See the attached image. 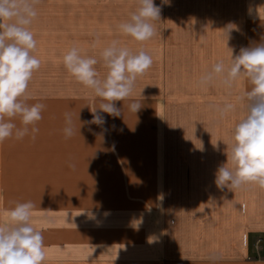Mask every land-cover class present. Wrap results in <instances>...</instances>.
<instances>
[{"label": "rangeland", "instance_id": "374dc122", "mask_svg": "<svg viewBox=\"0 0 264 264\" xmlns=\"http://www.w3.org/2000/svg\"><path fill=\"white\" fill-rule=\"evenodd\" d=\"M39 6L40 3L37 9ZM54 13L57 12L38 9V17L30 26L37 40L34 55L40 59L41 66L29 83L28 103L46 106L42 120L36 124L39 132L35 140L28 135L22 140L13 137L0 143V224L8 223L7 210L15 202L32 201L35 208L31 223L44 237V264H66L71 260L66 258L69 253L71 258L87 264L121 257L137 260L146 251L151 254L155 249L154 245L145 244V233L151 232L152 226L159 232L161 222L162 193L155 182H150L149 174L155 169L188 168L187 162L177 159L163 161L169 153L171 159L172 154L193 152V147L173 145V139L196 133L208 137L209 132L181 128L178 114L173 115L167 127L165 122L161 126L156 113L149 114L152 104L148 96L153 93L149 80L151 68L138 76L128 99L115 102L122 110L120 117L102 113L106 120L103 126L89 123L91 110L98 108L102 100L67 71L64 54L75 45L82 54L95 56L99 61L95 67L103 78L107 70L100 52L112 40H119L132 51L143 48L148 54L149 40L136 41L119 32L118 24L128 18H90L87 33L81 34L67 32V18L52 16ZM178 36L169 35L170 44L178 46ZM201 36L206 37L205 46L212 48L213 57L224 55L220 49L223 40L218 35L216 41L209 40L215 35L183 34L179 50L187 59L193 56L196 37L200 42ZM216 42H219L217 46ZM170 69L177 73L174 53ZM176 87L172 83L170 94L176 93ZM132 102L141 104L137 113L129 110ZM65 113H71L76 129L70 138H65L63 131ZM14 122L20 126L19 118ZM201 149L203 153L205 149L209 152L208 147ZM70 163L75 168L69 167ZM189 164L194 168L193 163ZM194 164L209 169V163ZM172 179L175 185L180 180ZM189 197L188 200H193L194 195ZM156 235L153 237L157 238Z\"/></svg>", "mask_w": 264, "mask_h": 264}, {"label": "crops", "instance_id": "0c3cea01", "mask_svg": "<svg viewBox=\"0 0 264 264\" xmlns=\"http://www.w3.org/2000/svg\"><path fill=\"white\" fill-rule=\"evenodd\" d=\"M154 2L161 5L162 11L160 20L155 22L156 35L147 42L153 59L149 70L153 90L148 96L152 104L149 114L154 116L156 113L161 126L165 122V127L173 121V115L178 114L181 128L204 129L209 136H197L196 133L190 137L179 136L178 140L170 138L173 145L193 147V152L172 154L171 159L169 153L163 161L177 159L178 162H187L188 168L155 169L149 174L150 182H155L162 193L159 232L152 226L153 230L145 233V244L154 245L153 252L146 251L145 258L137 260L121 257L98 260V263L264 264V188L247 184L230 191L227 188L221 190L215 184L217 169L227 162L225 150L232 141V130L243 111L238 105L234 113L219 119L210 106L226 100L234 102L235 97L250 90L251 85L246 79L237 81L231 95L218 81L207 88L197 86L200 76L214 63L220 60L225 64L229 62L230 48L236 55L242 46H254L264 40V0H169V4L163 5L161 0ZM39 3V10L56 11L52 16L67 18V32L81 34L87 33L90 18H129L138 6L137 0H39ZM63 11L65 13H59ZM229 24L233 28L228 38ZM175 34L179 35L178 46L170 44L168 37ZM183 34L215 35L209 40L216 41L218 35L223 40L220 49L224 50V55L218 59L213 57L212 45L207 49L206 37L201 36L200 42L196 37L193 56L187 59L179 50ZM172 53L176 57L177 73L170 69ZM172 83L177 85L174 94L172 91L170 94ZM201 123L203 125L199 126ZM166 133H169L167 128ZM160 137L163 139L162 133ZM211 142H217L218 147ZM202 146L208 147L209 152L205 149L203 153ZM176 155L177 158L172 157ZM203 162L209 163V169L203 170L198 168L201 164H194ZM189 163H193L194 168ZM172 178L180 179L177 185ZM190 195H194L193 200H188ZM201 195L205 196L201 198ZM153 231L157 238L153 237ZM66 258L71 259L66 264H87V261L71 258L70 253Z\"/></svg>", "mask_w": 264, "mask_h": 264}, {"label": "clouds", "instance_id": "9594fccd", "mask_svg": "<svg viewBox=\"0 0 264 264\" xmlns=\"http://www.w3.org/2000/svg\"><path fill=\"white\" fill-rule=\"evenodd\" d=\"M38 3L39 0H0V143L13 137L22 140L28 135L35 140L39 132L36 124L42 120L46 107L42 103H28L29 83L41 66L40 59L34 55L37 40L30 27L38 17ZM161 3L169 4V0ZM137 5L128 19L118 24V29L121 34L143 42L156 35L155 22L160 20L162 7L154 0H137ZM231 26L227 28L228 38ZM230 52L227 64L217 61L197 81L201 88L218 81L229 90V95L237 81L246 79L251 85L234 102L226 100L210 106L219 119L234 113L238 105L243 111L225 150L227 162L217 169L215 184L230 191L247 184L264 188V40L254 46H242L236 55L234 49L230 48ZM100 57L107 70L103 78L95 67L97 58L82 54L75 45L64 54L63 63L78 82L101 98L99 107L91 110L89 123L103 126L106 120L102 113L114 118L121 116L122 110L115 102L132 95L138 76L151 68L153 59L143 48L132 51L119 40H112L104 47ZM128 107L137 113L141 104L132 102ZM16 118L20 126L14 122ZM65 124V138H70L76 132L71 113H65ZM217 142L211 143L218 147ZM69 167L75 168V164L70 163ZM34 208L35 204L27 201L15 202L7 210L8 223L0 224V264H44V237L31 223Z\"/></svg>", "mask_w": 264, "mask_h": 264}]
</instances>
